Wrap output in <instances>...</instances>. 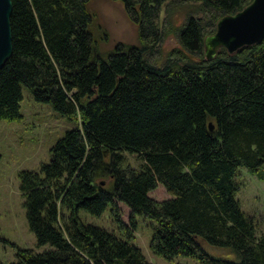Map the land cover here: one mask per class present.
Returning a JSON list of instances; mask_svg holds the SVG:
<instances>
[{"label": "trees", "instance_id": "16d2710c", "mask_svg": "<svg viewBox=\"0 0 264 264\" xmlns=\"http://www.w3.org/2000/svg\"><path fill=\"white\" fill-rule=\"evenodd\" d=\"M109 1L122 4L137 43L104 58L90 0H12L0 120H21L23 86L75 128L39 172L18 175L29 229L49 249H17L11 264H151L132 244L137 216L156 223L150 250L165 260L264 264V233L234 199L238 168L264 179V39L211 61L203 47L220 18L252 0ZM169 37L178 48L159 65ZM158 188L165 199L151 196ZM108 207L117 233L79 217ZM198 239L238 261L211 257Z\"/></svg>", "mask_w": 264, "mask_h": 264}, {"label": "rangeland", "instance_id": "374dc122", "mask_svg": "<svg viewBox=\"0 0 264 264\" xmlns=\"http://www.w3.org/2000/svg\"><path fill=\"white\" fill-rule=\"evenodd\" d=\"M89 8L97 18L92 33L98 41L99 53L105 58L118 43H137V28L126 17L120 2L90 0ZM180 14V13H179ZM182 17V13L178 18ZM178 48L174 37H169L156 60L161 65L168 54ZM21 120L7 122L0 120V261L11 264L16 261L17 249H32L38 253L49 249L39 247L26 219L24 196L20 191L19 173L39 172L43 164L50 162V151L75 124L57 113L51 105L36 102L26 87H21ZM131 165L138 166L134 156L128 155ZM237 192L234 199L242 213L253 219L257 234L264 233V179L240 167L234 177ZM151 196L157 200L167 197L162 188ZM126 213V209H122ZM83 223L117 233L110 207L101 217H93L85 211L79 212ZM137 228L132 244L138 247L151 264H202L191 257L178 256L165 260L150 250V240L156 223L146 217H136ZM201 248L211 257L237 262V256L230 250L209 245L198 239Z\"/></svg>", "mask_w": 264, "mask_h": 264}, {"label": "water", "instance_id": "95a60500", "mask_svg": "<svg viewBox=\"0 0 264 264\" xmlns=\"http://www.w3.org/2000/svg\"><path fill=\"white\" fill-rule=\"evenodd\" d=\"M11 15L12 0H0V70L12 55ZM263 39L264 0H252L241 11L217 21L215 33L203 41L204 58L207 61L215 59L221 49L232 55ZM208 127L213 131L212 123Z\"/></svg>", "mask_w": 264, "mask_h": 264}]
</instances>
